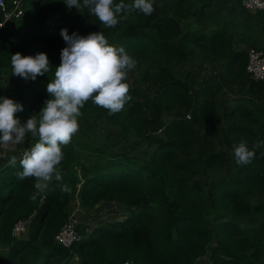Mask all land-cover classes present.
<instances>
[{
  "label": "trees",
  "instance_id": "16d2710c",
  "mask_svg": "<svg viewBox=\"0 0 264 264\" xmlns=\"http://www.w3.org/2000/svg\"><path fill=\"white\" fill-rule=\"evenodd\" d=\"M22 3L0 33V77L8 68L21 83L0 85V139L31 145L0 167V264H196L203 255L264 264V201L252 200L264 197V81L247 72L230 29L264 50V12L239 0ZM191 14L196 26L181 32ZM194 62L219 71H179ZM127 71H137L132 81ZM223 83L237 91L229 101ZM97 124L110 126L104 139ZM131 131L147 141L144 153L109 143ZM74 196L84 208L109 201L128 211L89 231L77 224L64 246L55 234Z\"/></svg>",
  "mask_w": 264,
  "mask_h": 264
},
{
  "label": "rangeland",
  "instance_id": "374dc122",
  "mask_svg": "<svg viewBox=\"0 0 264 264\" xmlns=\"http://www.w3.org/2000/svg\"><path fill=\"white\" fill-rule=\"evenodd\" d=\"M194 16L188 15V17H185L181 19V32H185L187 29L186 27H195L194 23ZM232 31V45L235 48L238 49H244L246 50L248 47L253 46L250 45L248 42H243L240 40V35L234 28H230ZM259 31H261L259 29ZM262 37V36H261ZM193 70L197 76L204 77L209 76L210 74H217L219 71V64L217 62H194L187 64L183 67H179V71L183 70ZM137 71H127L123 73L124 76H126L129 81H132L134 78V73ZM145 83V82H144ZM19 81H15L14 79H11L8 73V68H5L2 71L1 77H0V85L6 90V91H13L16 89L18 85H20ZM222 92H223V100L229 101L232 97L235 96V93L237 92L235 88L232 87V85L223 83L222 86ZM152 94L154 92L152 91ZM58 116H62V113H59ZM37 127L35 131H38V129L42 128L41 122L36 123ZM106 127H110L108 125H96L95 134L99 136V139L105 138ZM115 130H118V128H113ZM112 133V132H108ZM121 138L123 136H120ZM119 137V138H120ZM116 137H112V140H110L109 143H115L117 146L124 144L126 147L128 146L132 150H134V153H144L143 150L145 147H148L147 141L141 136L139 137L136 133L133 131L130 132L129 135H126L123 137L122 140L116 141ZM31 143L24 138L16 137V135H9L3 139H0V167L7 161L13 160L18 157H23V155L27 152V149L30 147ZM75 159L78 161H82L85 163H88L87 159L83 158L81 153L76 154ZM79 164L76 166H72L73 170H75L77 177L79 178V182L83 178L84 174L79 170L78 168ZM199 178H201V181L204 184V187L209 186V180L210 177L207 176L206 173H200ZM48 179L47 176L42 177L38 181V187L43 189L45 185V181ZM78 182V186L79 183ZM255 202L258 201H264V197H253L252 199ZM128 211V208L117 203V202H109V201H103L98 204H96L94 207L91 208H84L80 205V201L77 196H74L71 201L70 205V213L67 218H73L76 220L77 224L80 225V227L83 226L86 230H90L93 226L103 222V221H109L114 218H121L124 216ZM27 218V217H26ZM66 218V219H67ZM28 219V218H27ZM5 252V250H4ZM76 257L70 258L65 264H75ZM196 264H211L209 262V259L206 255L197 257Z\"/></svg>",
  "mask_w": 264,
  "mask_h": 264
},
{
  "label": "built area",
  "instance_id": "2783aa9c",
  "mask_svg": "<svg viewBox=\"0 0 264 264\" xmlns=\"http://www.w3.org/2000/svg\"><path fill=\"white\" fill-rule=\"evenodd\" d=\"M239 2L240 5L247 10L264 12V0H239ZM0 11L2 13V18L0 19L1 33L8 21L12 18H18L23 14L24 9L22 0H0ZM246 52L247 72L252 78L264 81V50L255 46H250L246 49ZM76 227V220L67 218L55 234L56 241L64 246H70L72 242L79 237ZM27 228L28 219L22 218L14 223L12 226V233L16 237H22L26 233ZM121 264H132V261L126 259Z\"/></svg>",
  "mask_w": 264,
  "mask_h": 264
},
{
  "label": "crops",
  "instance_id": "0c3cea01",
  "mask_svg": "<svg viewBox=\"0 0 264 264\" xmlns=\"http://www.w3.org/2000/svg\"><path fill=\"white\" fill-rule=\"evenodd\" d=\"M216 74V73H215ZM30 218V217H29ZM29 218H28V222H29Z\"/></svg>",
  "mask_w": 264,
  "mask_h": 264
}]
</instances>
